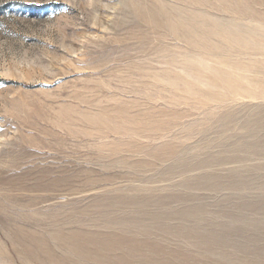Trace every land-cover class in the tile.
Wrapping results in <instances>:
<instances>
[{"label": "rangeland", "instance_id": "374dc122", "mask_svg": "<svg viewBox=\"0 0 264 264\" xmlns=\"http://www.w3.org/2000/svg\"><path fill=\"white\" fill-rule=\"evenodd\" d=\"M135 1L0 0V264H40L16 227L44 235L66 264H96L52 238L53 216L65 236L143 240L150 264H264V0L200 6L203 20L254 34L214 36L229 49L205 53L198 74L177 66L171 39L170 53L141 46ZM122 114L156 125L132 132Z\"/></svg>", "mask_w": 264, "mask_h": 264}, {"label": "bare ground", "instance_id": "6f19581e", "mask_svg": "<svg viewBox=\"0 0 264 264\" xmlns=\"http://www.w3.org/2000/svg\"><path fill=\"white\" fill-rule=\"evenodd\" d=\"M175 1L176 2L174 5H170L167 2L161 0H136V4L134 3L136 7L134 10V14L136 18V25L138 26L139 30H141L146 35V37L144 36V41H141L140 43L141 46L143 48H145L144 46H146L148 49L151 48L153 50L154 48H152V45H149L150 43L148 39H151L153 42L157 41L159 47H165L166 50H168L167 53L174 51V49L176 48L175 46H178V52L176 51L174 53L176 55L178 54L177 56H182L183 58L182 60L179 59L177 61V66L179 67L193 70V72L198 74V72H201V68L198 67L197 64L200 63L205 53L210 55L212 54L213 56H215L216 53L217 55L221 54L218 53L219 50L224 51L225 49H229L226 48L227 46L224 45V43H222L223 45L218 47H213V45L209 44L211 40H213L214 36L221 38L227 43L229 41L231 43L235 42L237 44H243L245 43L246 39H249L254 34L253 32H248L249 34H247V36L244 33L243 29L239 30V28L234 22L228 24L223 23L219 20L208 19L207 17V19L203 20V13L200 10V6H202L205 1L207 2V0ZM219 1L227 2L228 0ZM231 11L233 13L241 12L238 4L232 6ZM241 13H243V10ZM141 34L139 36H141ZM170 39L176 42V45L174 46L175 48H173V50L171 48H167L170 47L168 42V40ZM205 45L207 46V52H202ZM182 50L184 51L182 52ZM212 50L216 53H214ZM165 57H167V54L162 56L158 55L159 59ZM221 60L225 63L229 61L228 58L226 59V57H221ZM166 76L168 77L169 73H166ZM171 78L176 81L183 80L182 78L177 76H172ZM224 84L232 86L233 83H225L224 81ZM117 117L120 118L121 124H127L126 128L130 129L132 132H150V130L154 129V125H156L155 121L150 120V117L147 119L145 117L144 119L141 115L131 117L122 114L120 115V117ZM112 119L113 117H107L106 119L102 120L108 124L110 122H113ZM158 122L160 123V121ZM169 149L170 151H173L171 147H169ZM59 181L60 180L58 179H54L50 183H43L39 180H37L36 182H38V186H41L45 189L58 185ZM61 181L68 182L63 183L66 187L71 186L68 178L63 179ZM90 181L91 178H86V182ZM118 201L122 203L128 202L133 204L136 199L132 197L129 198L128 196H119ZM50 218L51 221L49 222L48 226H50L49 232L52 238H57L61 242L67 243L71 247L72 253L75 254L77 257L88 259L89 262L93 261L96 264H113V262L111 261V256L115 255V253H118V251H120L117 255L118 258L115 261L117 264H136L135 260L136 258H138V256L143 258L145 264H150L151 258L148 255L142 253V247L145 245V242H142L143 240L139 241L135 237H128L125 234H118L119 232H109L103 234L92 233L88 235L82 230H77L76 232L72 231L71 234L65 236L63 234H59L57 228L59 226L61 218L55 216ZM116 222V219L113 218V221L111 220L109 224L112 223V225L116 226ZM11 233L12 237L14 238V241L17 242V244L25 247L27 254L32 260H35L40 264H43V260H45L46 262L51 260L52 263L54 261V264H66V260L64 261L60 258H55L54 253L50 250L47 245L48 239L37 231H31L22 227H16L11 230ZM147 245H149L151 253H155L158 250L157 244L148 243Z\"/></svg>", "mask_w": 264, "mask_h": 264}]
</instances>
